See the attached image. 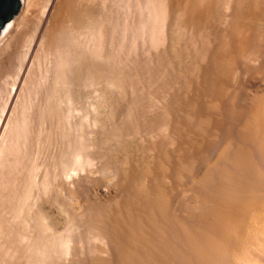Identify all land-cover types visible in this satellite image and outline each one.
<instances>
[{
    "label": "bare ground",
    "instance_id": "bare-ground-1",
    "mask_svg": "<svg viewBox=\"0 0 264 264\" xmlns=\"http://www.w3.org/2000/svg\"><path fill=\"white\" fill-rule=\"evenodd\" d=\"M107 1L60 0L71 24L40 35L39 53L24 19L2 29L0 44L20 32L0 47L1 75L30 40L25 55L49 61L0 145V264H264V0ZM140 47L154 51L137 60L153 91L134 89L115 123L121 95L107 103L106 85L141 84L113 65Z\"/></svg>",
    "mask_w": 264,
    "mask_h": 264
},
{
    "label": "rangeland",
    "instance_id": "rangeland-1",
    "mask_svg": "<svg viewBox=\"0 0 264 264\" xmlns=\"http://www.w3.org/2000/svg\"><path fill=\"white\" fill-rule=\"evenodd\" d=\"M31 1L33 2V3H31ZM30 2H28V3H26V4H22L21 3V5H20V8H19V10H18V12L16 13V15L14 16V17H20V18H22V19H24V23H22L21 25H20V29L22 30V32L24 33H27L26 31H24L23 29H22V27L26 30V29H28L27 31H28V34L29 35H31V38L32 39H34L35 37H36V35H37V37L33 40L34 41V43H33V46H34V50H33V52L35 51V46H36V52H34V53H32V54H35V53H39L38 51H37V48L39 49V45H38V43H39V36L42 38V36H44L45 37V33H48L49 31H51V28L53 29L54 27H57L58 25H62L63 23H65V24H63V25H66L67 23H68V21H66V20H64V18H62V15L61 14H59V12H60V7H61V2H60V0H58V2H57V0H31ZM170 1V0H169ZM60 2V3H59ZM171 2H173L174 3V1L172 0ZM31 3V4H30ZM30 4V6H28V5ZM108 4V1L106 0V6L108 7V8H106L107 10H109V6L107 5ZM171 4V3H170ZM59 7V8H58ZM106 13H107V11H106ZM22 14V15H21ZM23 14H24V16H23ZM57 17H59V18H61V19H58ZM29 18V19H28ZM30 22H29V21ZM59 20H63V22L62 23H60V21ZM25 22H27L26 24H25ZM29 22V23H28ZM58 22L60 23V24H58ZM71 23H69V24H67L66 26H69ZM24 25L26 26V27H24ZM28 25V26H27ZM29 25H30V27H29ZM53 25H54V27H53ZM48 28H47V27ZM49 26H51V27H49ZM29 28L31 29V31L29 30ZM47 29V30H44V29ZM222 29V26H218V30H221ZM13 30H11V31H13V32H11L10 34H12V35H10V34H7V37L6 36H4L6 39H7V41H8V38L9 37H11V36H14V35H17L20 31V29H19V27H17V25L16 26H14L13 28H12ZM15 31V32H14ZM43 31V32H42ZM47 31V32H46ZM18 32V33H17ZM34 32V33H33ZM36 32V33H35ZM41 33V34H40ZM44 34V35H43ZM34 38H33V37ZM43 37V38H44ZM12 38V37H11ZM6 39L4 40V38L2 39L3 41H1V42H3V44H0V47L1 46H3L7 41H6ZM10 39V38H9ZM11 40V39H10ZM9 40V41H10ZM29 40V39H28ZM41 40H43V39H41ZM40 40V41H41ZM8 41V42H9ZM31 41L32 40H30V41H28L27 43H31ZM5 42V43H4ZM35 42H37V43H35ZM26 43V46L25 47H22L21 49H20V52H19V56H18V59H17V61H15V63H14V66H12L11 68H10V71H8V73H3V74H5V76L6 77H0V114L2 113L3 114V117H2V114L0 115V136H1V138H2V136L4 137V138H2L3 139V141H1L2 139H0V145H2V142H4V139H5V137H6V139L5 140H9V138L8 137H11V136H8V135H6V133L8 134V133H10L9 131L11 130L12 131V127H13V125L11 126V125H9V122L11 123V121H9V120H12L13 118L14 119H16V118H18V119H21V117H23L24 115H22V114H24L25 112H26V110H28L27 112H29V110H30V108H31V110H30V112L32 111V106H31V104L32 103H35V101L38 99L36 96V92L38 91V90H36V92H32V90L34 89V91H35V89H37L36 87H38L37 85H39V80H41L40 78V76H42L43 75V73L45 72L44 71V69L43 68H46L47 66H48V64H47V61H49V59L47 58L46 60H45V63L44 62H42V61H39V62H41L40 63V65H39V63L37 64V63H35L34 61H36V60H34V61H31L32 59L31 58H33V55L32 54H27V55H25L27 52H28V50H27V47H29V44H27ZM7 44V43H6ZM5 44V45H6ZM32 44V43H31ZM30 44V45H31ZM40 44V43H39ZM4 45V47L3 48H5L6 46ZM28 45V46H27ZM38 45V46H37ZM143 46V45H142ZM2 48V47H1ZM0 48V52H1V49ZM25 48V49H24ZM143 47H140L139 49H138V52H137V50L135 51V52H126V51H124L122 54L120 53V56L119 57H116L117 58V60L118 59H121V61L120 60H118V66L116 65V64H113V65H115V67L116 68H118V70L119 71H122L123 69H127L129 72H131V74L132 73H136V75L135 74H133V75H135L136 77H137V75H138V77L140 78V77H142V79H139L138 77V79H139V81L140 82H138V80H136L137 81V83H141L140 85L139 84H136L135 86H137L136 88H135V86L133 87H127L126 88V90H125V94L126 93H128V94H126V96L124 95H122L120 92H119V90L118 89H116L113 85L112 86H109V85H106V97H107V103H108V101H110V100H112V99H110V98H113V97H115V99L114 100H119V97H120V95H121V101H120V110H118L117 109V112H116V115H115V117H114V122L115 123H120L122 120H123V117H121L122 115H123V113H124V111H123V108H125L126 107V105H127V102H129L130 101V99L131 98H133V94H130V93H133L132 91L134 90L135 92H136V90H137V93H135V94H143L144 93V95L147 97V98H149L150 97V95H151V93H152V89H153V86H151V84L152 85H154L153 83H152V79L150 80V82H151V84H149L148 86L146 85L147 84V82H149L146 78L148 77V75L143 71V69L142 70H140L141 68H142V66H138L139 64L141 65H143L144 63L143 62H145L146 60H149V63H148V61H146V63H148V65L150 66V65H152V58H153V53H154V51H152L153 49H148L147 47V49H145V47H144V50L142 49ZM29 49V48H28ZM142 49V51H140ZM24 53H23V52ZM27 51V52H26ZM40 51V50H39ZM140 51V52H139ZM148 51V52H147ZM151 51V54L149 53ZM26 52V53H25ZM142 52V53H141ZM145 52H147V54L145 53ZM22 53V54H21ZM125 53L128 55H125ZM131 53V54H130ZM135 53V54H134ZM137 53H138V55H137ZM149 54V55H148ZM2 54H0V59L2 58V56H1ZM23 55V56H22ZM131 55V56H130ZM137 56V58L135 57V56ZM143 56V57H141V56ZM27 56V57H26ZM128 57H131L130 59L128 58ZM134 57V58H133ZM152 57V58H151ZM23 58H25V59H27L28 58V60L27 61H25L26 62V64H24L25 62H23V60H25V59H23ZM125 58H127V59H125ZM140 58V59H139ZM22 60V61H21ZM137 60H138V62H139V64L137 63ZM151 60V61H150ZM21 61V62H20ZM126 61V62H125ZM128 61V62H127ZM133 61V62H132ZM32 62H34L35 64H37L36 66H38V67H35V65H34V63H32ZM131 62H132V64H131ZM121 63V64H120ZM126 63H128V64H126ZM20 64V65H19ZM24 64V65H23ZM30 64H31V66H30ZM47 64V65H46ZM125 64V65H124ZM130 64V65H129ZM26 65V70H25V74H26V71L28 72V73H32V72H29V69H32L34 72H36L37 74H35V75H37V78H35L36 79V81L38 80V77H40L39 78V80H38V82L35 84V82L36 81H31V78H34V74H32L31 76L32 77H30L29 79H30V81H28V79H26L25 81H26V83H24V77H25V74H24V77L22 78V79H20V75H21V73L23 72V68H21L22 66H25ZM32 65H33V67H32ZM121 65V66H120ZM128 65H129V67H128ZM41 66V67H40ZM34 67H35V69H34ZM123 67V69H121V68ZM126 67V68H125ZM138 67H140V69L138 68ZM120 68V69H119ZM136 68V69H135ZM40 69V70H39ZM133 69V70H132ZM31 70V71H32ZM42 70V71H41ZM125 70L123 71V72H125ZM126 70V72H128ZM132 70V71H131ZM137 70H138V72L140 73H137ZM22 71V72H21ZM41 73H40V72ZM136 71V72H135ZM141 71H142V73H141ZM128 72V73H129ZM144 72V73H143ZM14 73H16V74H14ZM20 73V74H19ZM40 75H39V74ZM2 74V75H3ZM145 74V75H144ZM1 75V74H0ZM1 75V76H2ZM18 75V76H17ZM39 75V76H38ZM4 76V75H3ZM146 78H145V77ZM10 77V78H9ZM19 78V79H18ZM2 79V80H1ZM144 79H146V81L144 80ZM11 80H12V82H11ZM18 80V81H17ZM143 80V81H142ZM3 81V82H2ZM142 81V82H141ZM13 82H16L15 84L16 85H13ZM19 82V83H18ZM29 82H34L33 83V85L32 86H28V83ZM144 82V83H143ZM10 83V84H9ZM31 83V84H32ZM11 84L13 85V86H11ZM29 87L28 88V90L26 89L27 88V86ZM21 85H23V86H21ZM25 85V86H24ZM19 86V87H18ZM21 86V87H20ZM140 86H142V87H140ZM15 87V88H14ZM23 87H25V88H23ZM109 87V88H108ZM146 87V88H145ZM22 88V89H21ZM97 88V89H96ZM11 89V90H10ZM13 89H15V91L13 90ZM24 89V90H23ZM26 89V90H25ZM90 88H87V89H85L86 91L87 90H89ZM95 89L96 90H94L93 88H91L87 93H85V92H83V94L85 93V94H89L88 96H87V98H86V95L84 94V97H83V100L85 101V103H83V104H85V106H87V105H90V110H92V107H95V108H97V106L99 105L98 103H99V94H100V90H98V89H101V87H95ZM111 89V90H110ZM116 89V90H115ZM130 89V90H129ZM16 90H17V92H16ZM93 90V91H92ZM129 90V91H128ZM19 91V92H18ZM99 93H98V92ZM111 91H112V93H111ZM147 91V92H146ZM26 92H27V94H26ZM28 92H31V93H29V95L30 96H28ZM116 92V93H115ZM140 92V93H139ZM146 92V93H145ZM151 92V93H150ZM3 93V94H2ZM6 93H7V95L9 96V97H11V98H9L7 95H6ZM8 93H10V94H8ZM14 93H15V96H14ZM35 93V94H34ZM91 93V94H90ZM98 93V94H97ZM2 94V95H1ZM113 94V95H112ZM147 94L149 95V96H147ZM4 95V96H3ZM34 95V96H33ZM132 95V96H131ZM5 96H7V97H5ZM25 96V97H24ZM30 97V99L28 98V97ZM109 96V97H108ZM111 96V97H110ZM122 96H123V98H122ZM135 96V95H134ZM23 98H25V100L23 99ZM109 98V99H108ZM116 98H118V99H116ZM87 99V100H86ZM3 100H5V102L3 101ZM8 100V101H7ZM20 102H19V101ZM23 100V101H22ZM9 101H10V103H9ZM11 101H12V103H11ZM13 101H15V102H13ZM24 101H26V103L24 102ZM24 102V103H23ZM98 102V103H97ZM23 103V104H22ZM27 103H28V106H27ZM122 103V104H121ZM8 104H10L11 105V107L8 105ZM21 104V105H20ZM17 105V106H16ZM121 105H122V107H121ZM128 105H129V103H128ZM127 105V106H128ZM8 106V107H7ZM25 107V109L23 110V108ZM12 107L14 108H16L15 110H13L12 109ZM22 109H21V108ZM17 108H19V109H17ZM27 108V109H26ZM137 108L140 110V108L139 107H136V110L134 111V109L132 110V111H134V112H132V113H135V114H139V116H140V113H139V110H137ZM1 109H3V111H1ZM4 109H5V112H4ZM8 109V110H7ZM106 112H108V104H106ZM7 110V111H6ZM12 111V112H11ZM17 113H16V112ZM6 112H8V114L6 113ZM11 112V113H10ZM15 112V113H14ZM94 112V111H93ZM122 112V113H121ZM6 113V114H5ZM20 113V115H22L21 117H20V115H18ZM95 113V112H94ZM9 114H10V116H9ZM25 114H28V113H25ZM119 114V115H118ZM6 115V116H5ZM12 115V116H11ZM75 115H77L76 116V118H78L79 116H81V112H75ZM93 116H94V114H92ZM96 115V114H95ZM117 115L119 116L118 118H117ZM17 116V117H16ZM6 117V118H5ZM144 118V117H143ZM9 119V120H8ZM13 119V120H14ZM9 121V122H8ZM15 121V120H14ZM119 121V122H118ZM8 122V124H6ZM7 125V126H5V125ZM12 124V123H11ZM9 125V126H8ZM7 127V128H6ZM12 129H11V128ZM95 127V126H94ZM2 128V129H1ZM5 128V129H4ZM10 128V129H9ZM6 129L8 130V132H6ZM95 129H97L96 127L94 128V134H95V132H97ZM2 130H5V133H4V131H2ZM99 132H97V136L99 135L98 134ZM2 134V135H1ZM3 134H5V136L3 135ZM10 135H11V133H10ZM94 137L96 136V134L95 135H93ZM7 142H4V144H6ZM112 145H114V143L113 144H111L110 143V146H112ZM1 147H3V145L1 146ZM0 147V148H1ZM113 147V146H112ZM2 149V148H1ZM2 151H3V149H2ZM1 151V152H2ZM3 153H4V151H3ZM1 154V153H0ZM5 154V153H4ZM3 154V155H4ZM3 155H0L1 157H4ZM2 159V158H1ZM100 163V161L99 160H97V159H95L94 161H93V164H92V167L94 168V170H97L96 172H95V174H94V180H96V182H95V188L96 187H102L104 184H106V181L105 180H103L102 181V179H103V175L100 177V175H101V170H98V169H100L101 168V163ZM100 166V167H99ZM99 171H100V173H99ZM99 173V174H98ZM104 177H106V176H104ZM101 179V180H100ZM103 182H104V184H103ZM100 184V185H99ZM104 187V186H103ZM93 193L91 194V197H93V199H94V201H96V203H98V204H101V203H104V202H106L109 198L106 196V194L104 195V194H102L101 196H95V195H93ZM81 230V229H80ZM80 232V231H79ZM86 247L87 246H85V248L83 249L82 248V246L80 245V246H77V251H76V254L78 255V256H80L81 257V255L83 256V255H85V253H84V251L86 252ZM79 249H80V251H79ZM82 250H83V253H82ZM81 254H80V253ZM70 255L69 256H67L68 254H66L64 257L68 260V258H71L72 256H71V252L69 253ZM86 256V255H85ZM84 256V257H85ZM83 257V258H84ZM64 258V259H65ZM65 259V260H66Z\"/></svg>",
    "mask_w": 264,
    "mask_h": 264
},
{
    "label": "water",
    "instance_id": "water-1",
    "mask_svg": "<svg viewBox=\"0 0 264 264\" xmlns=\"http://www.w3.org/2000/svg\"><path fill=\"white\" fill-rule=\"evenodd\" d=\"M21 0H0V34L5 24L18 12Z\"/></svg>",
    "mask_w": 264,
    "mask_h": 264
}]
</instances>
